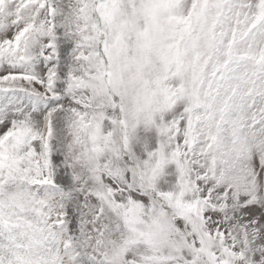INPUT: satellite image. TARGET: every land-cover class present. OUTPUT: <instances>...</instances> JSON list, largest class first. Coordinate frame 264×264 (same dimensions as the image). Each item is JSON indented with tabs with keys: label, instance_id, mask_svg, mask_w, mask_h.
<instances>
[{
	"label": "snow or ice",
	"instance_id": "snow-or-ice-1",
	"mask_svg": "<svg viewBox=\"0 0 264 264\" xmlns=\"http://www.w3.org/2000/svg\"><path fill=\"white\" fill-rule=\"evenodd\" d=\"M0 264H264V0H0Z\"/></svg>",
	"mask_w": 264,
	"mask_h": 264
}]
</instances>
